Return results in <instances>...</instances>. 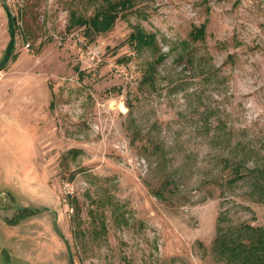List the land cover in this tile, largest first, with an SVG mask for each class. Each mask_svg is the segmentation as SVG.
<instances>
[{
	"label": "rangeland",
	"instance_id": "1",
	"mask_svg": "<svg viewBox=\"0 0 264 264\" xmlns=\"http://www.w3.org/2000/svg\"><path fill=\"white\" fill-rule=\"evenodd\" d=\"M106 1H5L0 264H226L220 213L264 226V0H134L107 31L76 24ZM137 27L154 47L134 49Z\"/></svg>",
	"mask_w": 264,
	"mask_h": 264
},
{
	"label": "trees",
	"instance_id": "2",
	"mask_svg": "<svg viewBox=\"0 0 264 264\" xmlns=\"http://www.w3.org/2000/svg\"><path fill=\"white\" fill-rule=\"evenodd\" d=\"M5 7L9 17V28L11 32V39L5 58L0 66L6 63L8 54L14 47V35L16 17H14L5 2ZM134 0H107L104 5L95 13L94 16L86 19L81 18L76 24L85 26L86 31L103 32L109 30L119 17L120 12H126L134 6ZM88 32V33H89ZM205 35V26H201L194 34L195 39L203 38ZM130 42L134 45V49L150 48L156 44L154 34L145 32L141 27H137L131 33ZM247 149V148H246ZM234 157L226 159L224 168L229 170V182L235 183L245 178L243 169L247 164V156L249 151L239 149L237 147L232 151ZM239 154V155H237ZM257 200L264 201V196L259 195ZM28 211V209L21 210V212ZM227 217L220 213L217 222V233L213 241L212 252L217 255L218 259L226 264H264V226H252L249 224L228 225L225 223ZM226 224V225H223Z\"/></svg>",
	"mask_w": 264,
	"mask_h": 264
},
{
	"label": "water",
	"instance_id": "3",
	"mask_svg": "<svg viewBox=\"0 0 264 264\" xmlns=\"http://www.w3.org/2000/svg\"><path fill=\"white\" fill-rule=\"evenodd\" d=\"M11 39L13 40V37H12ZM19 209H21V210H25L26 208H19ZM31 210H32V209H31ZM44 210H50V211H52V212L55 214V221H54V224H55V228L58 230V214L56 213V211H54L53 209L48 208V207H47V208H44V209H41V210H32V211H33V212H41V211H44ZM64 239H65V241H66L68 247H70V245H69L67 239H66V238H64ZM72 263H73V260H72Z\"/></svg>",
	"mask_w": 264,
	"mask_h": 264
},
{
	"label": "bare ground",
	"instance_id": "4",
	"mask_svg": "<svg viewBox=\"0 0 264 264\" xmlns=\"http://www.w3.org/2000/svg\"><path fill=\"white\" fill-rule=\"evenodd\" d=\"M121 108L125 111V106L123 104H121Z\"/></svg>",
	"mask_w": 264,
	"mask_h": 264
}]
</instances>
